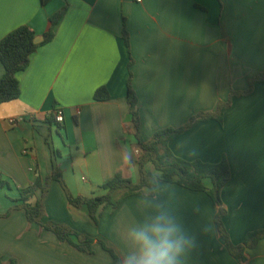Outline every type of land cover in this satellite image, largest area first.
<instances>
[{
	"label": "crops",
	"instance_id": "crops-1",
	"mask_svg": "<svg viewBox=\"0 0 264 264\" xmlns=\"http://www.w3.org/2000/svg\"><path fill=\"white\" fill-rule=\"evenodd\" d=\"M61 10L54 38L16 75L19 98L0 104V175L10 185L0 188V258L17 264H118L134 250L129 231L163 213L197 237L184 264H245L220 238L217 206L208 194L177 184L159 181L153 196L148 189L126 197L118 190L116 206L102 205L94 223L86 206L70 205L61 184L50 181L43 221L95 238L93 254L29 224L16 206L19 189L37 177L44 184L55 169L74 196L104 195L100 186L117 172L139 181L138 140L145 143L160 129L214 112L233 94L222 125L199 122L169 147L187 161L216 164L226 158L231 178L221 201L234 245L264 229V82L244 94L264 74V0H0V40L20 26L43 37L50 17ZM130 73L138 97L137 139L126 101ZM101 87L109 100H94ZM58 108L61 124L54 122ZM41 197L37 189L30 202ZM245 256L247 264H264V239Z\"/></svg>",
	"mask_w": 264,
	"mask_h": 264
},
{
	"label": "trees",
	"instance_id": "trees-1",
	"mask_svg": "<svg viewBox=\"0 0 264 264\" xmlns=\"http://www.w3.org/2000/svg\"><path fill=\"white\" fill-rule=\"evenodd\" d=\"M62 15L63 11L61 10L50 17V27L44 33L43 40L40 43H35L37 35L28 26H20L14 29L0 40V62L4 67V74L0 78V104L19 98L20 85L16 76L17 73L26 69L30 62V56L40 45L48 43L54 38L56 25L61 20ZM122 38L126 46L129 47V35L125 24L122 29ZM258 81L264 82V74L254 78L251 81L250 88L244 94L249 93L253 88V84ZM232 97L233 94L225 102H220L214 112H202L191 117L184 126L160 129L145 143L138 140L139 153L135 162L138 166L139 181H133L124 177L121 172H117L112 179L100 186L102 190L106 191L104 195L74 196L67 188L61 171L55 169L44 184L37 177L32 185L19 189L20 197L18 201L20 204L16 208H22L25 211L29 224H38L42 229L54 233L59 241L68 242L81 252L93 254V243L97 241L95 238L81 234L61 223L43 221L45 217L44 200L50 181L55 180L61 184L70 205L74 207L86 206L94 223L98 222V212L102 205L113 203L116 206L113 200L114 192L122 190L124 191L123 196L126 197L142 193L145 189H148L149 195L153 196L154 189L159 181L173 183L191 191H202L208 194L217 206L215 223L220 238L225 242L228 251L234 258L247 264L245 252L255 248L264 239V229L248 233L240 245H234L231 242L223 222L226 210L221 201V191L231 178V169L226 158L224 157L221 162L216 164L201 160L187 161L175 156L169 147V142L173 138L199 122L216 120L222 125L224 113L230 106ZM109 99L110 94L105 87L98 88L94 93V100L96 101H107ZM126 101L131 122L136 129L135 138L137 139L140 131V117L138 97L131 84V73L127 81ZM58 127L60 128V125ZM150 167L153 169H150ZM9 186V183L2 179L0 175V188ZM37 189L42 190V197L39 201L32 203L30 200ZM98 242L117 262L118 259L114 251L102 241L98 240ZM0 264H17V260L10 258L4 261L0 258Z\"/></svg>",
	"mask_w": 264,
	"mask_h": 264
},
{
	"label": "clouds",
	"instance_id": "clouds-1",
	"mask_svg": "<svg viewBox=\"0 0 264 264\" xmlns=\"http://www.w3.org/2000/svg\"><path fill=\"white\" fill-rule=\"evenodd\" d=\"M129 237L134 250L123 253L118 264H184L197 247V237L189 235L171 216L163 213L131 229Z\"/></svg>",
	"mask_w": 264,
	"mask_h": 264
},
{
	"label": "built area",
	"instance_id": "built-area-1",
	"mask_svg": "<svg viewBox=\"0 0 264 264\" xmlns=\"http://www.w3.org/2000/svg\"><path fill=\"white\" fill-rule=\"evenodd\" d=\"M54 118H55V122L61 124L64 121V113L63 110L61 109H56V111L54 112ZM10 124H14L17 122L16 119H10L9 120ZM136 153H139V150H136Z\"/></svg>",
	"mask_w": 264,
	"mask_h": 264
},
{
	"label": "water",
	"instance_id": "water-1",
	"mask_svg": "<svg viewBox=\"0 0 264 264\" xmlns=\"http://www.w3.org/2000/svg\"><path fill=\"white\" fill-rule=\"evenodd\" d=\"M42 40H43V37L42 36H37L35 38V43H40Z\"/></svg>",
	"mask_w": 264,
	"mask_h": 264
}]
</instances>
